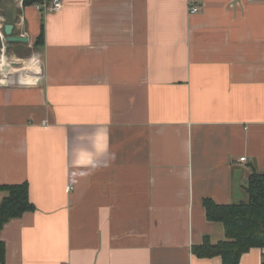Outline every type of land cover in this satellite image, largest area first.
I'll use <instances>...</instances> for the list:
<instances>
[{
  "label": "crops",
  "instance_id": "crops-1",
  "mask_svg": "<svg viewBox=\"0 0 264 264\" xmlns=\"http://www.w3.org/2000/svg\"><path fill=\"white\" fill-rule=\"evenodd\" d=\"M63 2L9 22L35 64L0 78V185L35 210L1 230L6 264H222L192 246L225 238L205 198L264 172V0Z\"/></svg>",
  "mask_w": 264,
  "mask_h": 264
},
{
  "label": "trees",
  "instance_id": "trees-1",
  "mask_svg": "<svg viewBox=\"0 0 264 264\" xmlns=\"http://www.w3.org/2000/svg\"><path fill=\"white\" fill-rule=\"evenodd\" d=\"M42 1L23 0V4L26 6ZM44 42L45 27L42 22L35 45L41 46ZM10 44L14 43H9L8 46ZM246 188L249 195L246 201L218 204L211 198H205L207 219L223 224L225 238L218 242L205 238L202 243L193 245L192 251L196 256H220L222 264H239L242 255L254 247L261 248L264 256V172L254 171L249 177ZM0 191L6 192L0 203L1 232L8 221L21 217L25 212L35 210V206L30 200L27 182L0 185ZM0 264H6V244L1 237Z\"/></svg>",
  "mask_w": 264,
  "mask_h": 264
},
{
  "label": "rangeland",
  "instance_id": "rangeland-1",
  "mask_svg": "<svg viewBox=\"0 0 264 264\" xmlns=\"http://www.w3.org/2000/svg\"><path fill=\"white\" fill-rule=\"evenodd\" d=\"M18 0H0V12L5 13L7 16L6 22H12L13 20L16 21L19 16L14 18V15H19L17 10L20 9L17 5ZM18 20V19H17ZM14 22V21H13ZM15 33V32H14ZM2 40V43L5 41V37ZM2 56H6L8 62H16V66H25V63L27 64L29 60L32 58L31 55V50L27 48L23 43H14L10 44L8 46L7 50L5 52L2 51V46L0 47V58ZM40 61V60H39ZM26 71V69H25ZM27 76V72L24 74ZM0 78H6L0 73ZM15 80L12 81H17V82H22L21 80H16V78H13Z\"/></svg>",
  "mask_w": 264,
  "mask_h": 264
},
{
  "label": "built area",
  "instance_id": "built-area-1",
  "mask_svg": "<svg viewBox=\"0 0 264 264\" xmlns=\"http://www.w3.org/2000/svg\"><path fill=\"white\" fill-rule=\"evenodd\" d=\"M63 3H64L63 0H43L42 2L36 3L35 6L38 10H41L42 12H53V11L60 10L63 7ZM199 10H200V6L197 3H192V2L189 3V12L190 13H196ZM3 31H4V28H3V26H1L0 27L1 39L4 38ZM2 51H3V45H2ZM246 159H247L246 157H242L241 161H246Z\"/></svg>",
  "mask_w": 264,
  "mask_h": 264
},
{
  "label": "bare ground",
  "instance_id": "bare-ground-1",
  "mask_svg": "<svg viewBox=\"0 0 264 264\" xmlns=\"http://www.w3.org/2000/svg\"><path fill=\"white\" fill-rule=\"evenodd\" d=\"M13 65L10 68V74L13 76H18L21 75V73L23 72L24 68L23 66H16L15 63L11 62ZM27 64L32 65L35 64L33 60L29 61ZM10 65V63H8V60L6 58V56H2L0 58V73L4 76L7 77V68ZM3 70V72H1ZM41 70L39 68H33L29 71V75L27 76V78H40L41 77ZM7 78H15V77H7Z\"/></svg>",
  "mask_w": 264,
  "mask_h": 264
},
{
  "label": "water",
  "instance_id": "water-1",
  "mask_svg": "<svg viewBox=\"0 0 264 264\" xmlns=\"http://www.w3.org/2000/svg\"><path fill=\"white\" fill-rule=\"evenodd\" d=\"M14 27L15 26L12 23H6L4 25L3 34L5 37V41L2 43L3 52L7 50L9 43H24V44L29 43V37L23 34H15Z\"/></svg>",
  "mask_w": 264,
  "mask_h": 264
}]
</instances>
